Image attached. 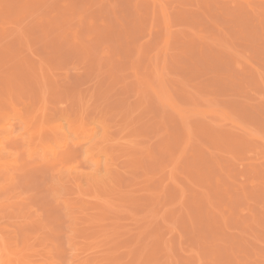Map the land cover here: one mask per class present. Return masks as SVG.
Here are the masks:
<instances>
[{"label": "rangeland", "instance_id": "obj_1", "mask_svg": "<svg viewBox=\"0 0 264 264\" xmlns=\"http://www.w3.org/2000/svg\"><path fill=\"white\" fill-rule=\"evenodd\" d=\"M0 140V264H264V0H0Z\"/></svg>", "mask_w": 264, "mask_h": 264}, {"label": "bare ground", "instance_id": "obj_2", "mask_svg": "<svg viewBox=\"0 0 264 264\" xmlns=\"http://www.w3.org/2000/svg\"><path fill=\"white\" fill-rule=\"evenodd\" d=\"M3 125H6V124H3ZM57 128H58V129H62V126L58 125ZM92 132H93V131H92ZM61 134H62V133H61ZM91 136H93V135L91 134ZM62 137H63V136H62ZM1 142H2V141L0 140V143H1ZM63 142H64L63 145L65 146L67 142H65V141H63ZM3 144H4V143H3ZM3 149H4L3 147H0V150H3ZM54 150H55V149H54ZM73 152H74V151H73ZM56 153H57L56 150H55V151H52V155H53V156H55ZM74 154H75V156H77L76 153H74ZM75 156H74V157H75ZM91 159H92L93 162L99 163L98 155H93ZM75 168H76L75 165L72 166V169H75Z\"/></svg>", "mask_w": 264, "mask_h": 264}]
</instances>
